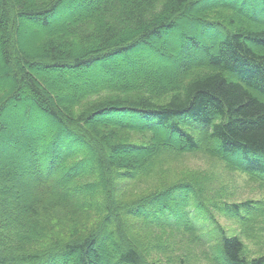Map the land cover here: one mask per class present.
<instances>
[{
    "label": "trees",
    "instance_id": "1",
    "mask_svg": "<svg viewBox=\"0 0 264 264\" xmlns=\"http://www.w3.org/2000/svg\"><path fill=\"white\" fill-rule=\"evenodd\" d=\"M205 1L215 0H0V73L17 80L13 88L0 85V140L6 142L4 111L28 85L35 95L28 98L56 119L55 130L65 125L63 132L78 135L54 142L62 152L51 151L56 133L47 128L31 149L33 197L27 191L8 203L10 190L0 183V264H148L143 239L159 242L166 231L174 240L158 250L175 264H187L199 249L218 264H264V254L248 260L240 237L211 220L208 196L217 190L222 197L220 186L198 177L163 182L191 157L231 166L227 157L239 154L242 165L235 167L264 186V0H256L262 21L253 17L256 6L241 10L226 1L209 9ZM72 4L82 5L73 18L55 22ZM191 8L193 19L220 36L217 45L179 30ZM23 28L39 37L31 51L22 46ZM176 30L180 58L165 71L157 65L173 59L162 41ZM146 63L153 66L148 71ZM118 66L135 68L133 76L102 80L115 77ZM34 68L69 69L94 84H49L33 76ZM200 126L205 148L194 134ZM83 145L93 151L96 171L86 168L91 154L78 157ZM52 153L59 159L50 160ZM60 157L59 168L68 169L63 176ZM7 169L3 175L13 182ZM217 203L221 214L242 221L251 213L264 224V205ZM207 216L218 231L217 248L205 234Z\"/></svg>",
    "mask_w": 264,
    "mask_h": 264
},
{
    "label": "rangeland",
    "instance_id": "2",
    "mask_svg": "<svg viewBox=\"0 0 264 264\" xmlns=\"http://www.w3.org/2000/svg\"><path fill=\"white\" fill-rule=\"evenodd\" d=\"M216 1V2H215ZM205 1V3H201L203 6H208L209 9H213L214 7L218 6L217 4L222 2H230L232 4L236 3L238 6L244 7L245 9L251 8V7H261V4L257 2L256 0H221V1ZM211 4V5H210ZM82 5L80 4H72L71 6H66L63 8V11L66 12V10L72 11L69 14H66L63 17H59L57 23L62 22L63 20H68L73 18V12H77ZM213 6V7H212ZM194 9H190L187 12V16H182L178 24L180 26L179 30H183L186 33L194 32L199 35L202 42L204 41L206 44L209 42L211 45H217V42L219 41L218 37L219 35L215 36L212 32L213 29H208L204 24L198 23V19H193L196 15L193 14ZM240 10V11H241ZM62 11V13H63ZM246 11V10H245ZM256 11V10H255ZM253 11V17L254 19H258L259 21H262L263 18L260 14L261 11ZM244 12V11H243ZM190 17V18H189ZM215 18V17H214ZM264 19V18H263ZM192 22V23H191ZM194 22V23H193ZM28 25V24H27ZM182 25V26H181ZM27 27V26H24ZM28 27H32V25H28ZM207 28V29H206ZM26 28H23L22 30V38L21 43L22 46L27 49L28 51L33 50L34 45L36 43V40L39 38L38 36H33V34H36L35 32L32 34L29 31L25 30ZM179 30H176L174 34L172 35L168 41L164 40L163 45L168 48V54L171 55V59L173 61L170 62H159L157 67L160 69H165V71H170L173 66H175L176 63H178L180 58V43L179 39L181 36H178ZM180 33V32H179ZM212 33V34H211ZM178 36V37H177ZM160 43V42H158ZM1 59V58H0ZM3 65V63L0 60V67ZM104 65H108V62H105ZM15 66L12 64V68ZM153 66H151V63L144 64V70L148 71ZM103 69V66L101 64H96V68L93 69V71L97 74L100 73V71ZM116 71L118 72L115 77H104L102 78L103 81H111L112 79H117L118 77H132L133 72L135 71V68H124L121 66L116 67ZM36 78L41 77H47V81L49 84L57 82H64L67 85H71L72 87H78L79 85L84 86H93L94 81L93 79H88L84 77H78L74 72L68 70L60 71V68H52V69H40V68H34L33 69ZM61 72H59V71ZM102 75V73H100ZM82 75V74H80ZM97 76V75H96ZM3 74L0 73V85L1 86H10L14 87L16 85L17 80L14 81L11 77H5L3 78ZM68 77V78H67ZM39 80V79H38ZM96 80V79H95ZM41 84V83H40ZM29 86V85H28ZM28 86L23 87V92L25 96H21L17 99V101L11 102L7 109L4 111V120H5V131L3 133L5 136L3 138L5 140H0V183H4L10 190L7 197L9 196V200L7 201L10 203V201H16L20 195L26 194L28 197H33L32 193L30 192V189L33 188V186H36L35 178L30 170L29 164L31 162V149L35 148L39 141H41L42 136H45L48 131V129L51 127L54 129V133H56L55 136L51 135L53 138L51 140H48L51 138L47 137L44 138V140L52 141V144L54 142H58V145L66 143V141L70 140L75 142L76 134H74L73 131H71L73 134L70 133L68 130V133L63 132L60 128L65 127L63 125L59 128V130H55V125L57 124V121L55 118H53L52 115L44 111V109L39 108L37 104L34 102H31L30 98H34L35 95L31 94L29 92V89H27ZM44 92H47L46 89L41 85ZM29 88V87H28ZM75 91L78 90V88H74ZM28 90V93L26 92ZM73 90H69V92H72ZM74 91V92H75ZM62 96L74 98L70 93L64 94L61 93ZM30 97V98H28ZM12 120V121H11ZM187 122H190L188 120H185ZM48 128V129H47ZM200 129H197L194 131V134L199 137V146L201 148L207 147L206 140H203L205 137V128L199 127ZM61 131V132H60ZM72 135H74L72 137ZM76 135V136H75ZM41 137V139H39ZM74 138V139H73ZM76 141H78L76 139ZM87 141V140H86ZM88 142V141H87ZM55 146L51 147L50 150L52 151L54 148H57L61 150L62 149L58 146H56V143H54ZM83 147L85 149H81L82 153L77 154L79 158H87L89 154H91L92 163L91 165H87V170L89 171H96L98 168L95 166L93 162V158H95V155L92 150L86 148L84 145ZM56 154V153H55ZM90 156V155H89ZM57 158L56 155L51 154L50 160H55ZM231 164L232 172L230 171L231 166L224 165L223 163L218 164L215 161L212 162L210 159L204 158L202 156L198 157H191V159H187L186 162L182 163L179 168L178 166L174 169V171L171 173L173 175H169L166 179H163V182L166 183L167 181H175L179 182L182 180L187 179H193V178H200L201 182L202 180L205 183H215L217 187L220 186L218 190H220V195L222 197L218 198L219 192L217 190L215 191L214 198L213 196H208L209 199L214 200L213 207H211L210 211L211 213H214V219L211 218V220L216 221L220 229H224L226 234L229 235H235L239 236L244 244V255L248 257V260H252L256 257L261 256L264 254V224H257L255 221L249 219V216L251 213H248L247 216L242 220L239 221L237 219L231 218L229 214H221V210L219 209L217 201L221 203H225L228 201L235 202V203H242L246 202L248 200L253 201L255 205H264V186L259 184L257 181L255 182L253 179L249 177L244 171H242L239 168H236V164L242 165V159L240 158L239 154H236L235 158L232 159L229 156L227 157ZM59 159V158H57ZM90 159V160H91ZM63 158L60 157L59 162L57 163V167L59 169L58 174L63 176V173H66L68 169L65 167L59 168L60 165L63 163ZM215 163V164H213ZM64 165V164H63ZM62 165V167H63ZM5 167H8L9 170H11L12 176H13V182L7 181L6 178H8L7 175H3V169ZM7 169V170H8ZM14 174V175H13ZM37 182V181H36ZM64 182V181H62ZM65 183V182H64ZM62 184V183H61ZM101 185H99L100 187ZM102 187V186H101ZM38 188L35 189V193L39 190ZM107 190V187L105 188ZM102 191V189H99ZM33 191V190H32ZM108 191V190H107ZM207 191V190H206ZM91 197L97 198L98 193H100L98 190H89ZM122 191L120 190V187L116 188L115 194H120ZM34 194V193H33ZM206 194V193H205ZM6 204V203H5ZM4 204V205H5ZM7 205V204H6ZM157 214V212H156ZM154 215V214H153ZM152 216V215H151ZM154 217V216H153ZM261 218V217H260ZM259 218V219H260ZM210 218L208 216L204 220L206 222V225H208V230L205 234L210 235L211 238H213V244L216 245V248L220 245V240L218 238L217 233L218 231L214 229V223L211 222ZM261 220V219H260ZM262 226V227H261ZM261 227V228H257ZM213 228V229H212ZM215 231V236H214ZM195 233V232H194ZM187 234H190L193 238L192 234L187 231ZM142 236V235H139ZM179 238V237H178ZM159 242H156L154 238H144L143 243L144 247L149 251V255L146 257V261L148 264H175L174 262L169 261L167 256L161 254L159 250L166 249L163 248V246L160 245H171L174 240V234L172 232L166 231L160 238ZM177 239V237H176ZM159 243V244H158ZM159 249V250H158ZM219 259H222V256L220 253H218ZM106 264H109L106 263ZM187 264H218V262L215 261L212 257L207 256V254H204L202 250L199 249L198 252L193 253V257L191 258V261H188Z\"/></svg>",
    "mask_w": 264,
    "mask_h": 264
},
{
    "label": "bare ground",
    "instance_id": "3",
    "mask_svg": "<svg viewBox=\"0 0 264 264\" xmlns=\"http://www.w3.org/2000/svg\"><path fill=\"white\" fill-rule=\"evenodd\" d=\"M12 121V120H11Z\"/></svg>",
    "mask_w": 264,
    "mask_h": 264
}]
</instances>
